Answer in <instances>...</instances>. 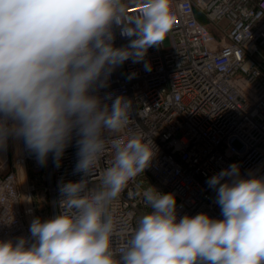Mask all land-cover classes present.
<instances>
[{
  "label": "clouds",
  "instance_id": "1",
  "mask_svg": "<svg viewBox=\"0 0 264 264\" xmlns=\"http://www.w3.org/2000/svg\"><path fill=\"white\" fill-rule=\"evenodd\" d=\"M132 3L142 5L135 16ZM172 25L169 0H0V150L22 141L39 165L51 155L59 168L75 141L73 173L82 174L59 184L57 215L31 221L30 244L0 241V264H264V176H242L238 163L206 181L222 219L179 216L175 194L150 185V211L118 226L115 202L157 149L130 127L133 102L100 91L126 61L151 71L148 50ZM117 33L126 44L116 46ZM109 150L111 164L90 187ZM117 235L128 237L119 250Z\"/></svg>",
  "mask_w": 264,
  "mask_h": 264
},
{
  "label": "built area",
  "instance_id": "2",
  "mask_svg": "<svg viewBox=\"0 0 264 264\" xmlns=\"http://www.w3.org/2000/svg\"><path fill=\"white\" fill-rule=\"evenodd\" d=\"M136 5L129 6L130 15L139 13ZM169 7L172 28L145 57L151 71L143 62L126 61L100 91L133 102L130 127L148 132L157 149L150 167L115 202L117 217L124 219L118 226L134 224L150 211L142 199L150 185L175 194L179 216L222 219L206 181L233 163L242 176H264V0H169ZM115 43L127 40L117 33ZM18 150L14 171L3 174L0 164V241L24 237L30 244L31 221L57 215L59 184L79 181L82 174L73 173L75 141L59 168L51 155L39 165L22 141ZM111 161L109 150L89 178L90 187L99 185ZM127 238L115 236L113 248H123Z\"/></svg>",
  "mask_w": 264,
  "mask_h": 264
},
{
  "label": "rangeland",
  "instance_id": "3",
  "mask_svg": "<svg viewBox=\"0 0 264 264\" xmlns=\"http://www.w3.org/2000/svg\"><path fill=\"white\" fill-rule=\"evenodd\" d=\"M17 153L18 149L16 148L15 140L10 139L7 148L5 150L0 151V164H2L3 174L15 170V157ZM19 179L21 183V178Z\"/></svg>",
  "mask_w": 264,
  "mask_h": 264
},
{
  "label": "bare ground",
  "instance_id": "4",
  "mask_svg": "<svg viewBox=\"0 0 264 264\" xmlns=\"http://www.w3.org/2000/svg\"><path fill=\"white\" fill-rule=\"evenodd\" d=\"M136 6H141L142 7V5H140V4H138ZM15 145H16V148L18 149V147L20 145V141L15 140ZM17 159L21 160V154H20L19 150H18V153H17ZM19 172H20L21 184L24 187L25 177H24L23 169L20 166H19Z\"/></svg>",
  "mask_w": 264,
  "mask_h": 264
},
{
  "label": "crops",
  "instance_id": "5",
  "mask_svg": "<svg viewBox=\"0 0 264 264\" xmlns=\"http://www.w3.org/2000/svg\"><path fill=\"white\" fill-rule=\"evenodd\" d=\"M198 17H199V20H200L201 23L205 22L203 18H201L200 16H198Z\"/></svg>",
  "mask_w": 264,
  "mask_h": 264
},
{
  "label": "water",
  "instance_id": "6",
  "mask_svg": "<svg viewBox=\"0 0 264 264\" xmlns=\"http://www.w3.org/2000/svg\"><path fill=\"white\" fill-rule=\"evenodd\" d=\"M24 184H25V182H24ZM23 187V186H22ZM24 188V187H23Z\"/></svg>",
  "mask_w": 264,
  "mask_h": 264
}]
</instances>
